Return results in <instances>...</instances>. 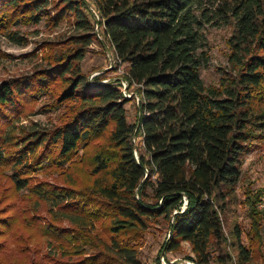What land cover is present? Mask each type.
Listing matches in <instances>:
<instances>
[{
    "label": "trees",
    "instance_id": "1",
    "mask_svg": "<svg viewBox=\"0 0 264 264\" xmlns=\"http://www.w3.org/2000/svg\"><path fill=\"white\" fill-rule=\"evenodd\" d=\"M92 2L102 35L125 64L126 78L140 86L132 124L124 108L128 100L118 86L100 85L98 78L90 85L73 65L94 40L96 23L83 0H59L53 14L49 0H0L3 31L42 20L56 26L72 17L82 32L77 48L40 75L0 84V126H6L0 130V165H11L15 191L31 189L50 215L69 223L42 229L35 218L24 220L26 228L36 231L18 240L20 252L35 259L45 240L50 255L40 263L142 264L135 242L149 222L161 218L169 235L158 255L187 243L192 254L187 259L194 264H264V217L257 209L263 190L249 202L246 230L236 221L229 223L227 215L235 214L229 206L244 158L264 142V109H256V103L264 102V0ZM209 24L231 29L229 71H222L217 87H205L200 78L208 61L201 29ZM15 33L6 35L21 41ZM56 82L60 88L54 93ZM52 93L57 108L73 107L71 115L52 130L18 135L16 148L8 153L14 142L6 131L13 117ZM134 138L140 139L138 147ZM93 142L87 188H30L23 176L31 165L24 162L28 153L43 147L36 164L62 166ZM103 220L108 245L97 230ZM57 251L66 260L55 261Z\"/></svg>",
    "mask_w": 264,
    "mask_h": 264
},
{
    "label": "rangeland",
    "instance_id": "2",
    "mask_svg": "<svg viewBox=\"0 0 264 264\" xmlns=\"http://www.w3.org/2000/svg\"><path fill=\"white\" fill-rule=\"evenodd\" d=\"M58 1L49 0L48 8L51 14L54 12L52 6ZM83 1L96 23V27L92 31L94 40L84 48L81 59L74 61L73 65L85 76L87 82L93 77V82L95 78H98L100 85L109 83L117 85L120 92H124L127 96L128 103L124 108L127 122L132 124L136 119V110L140 98L139 88L134 85H126L124 89L121 85V80H124L125 77V64L116 61L113 47L102 35V29L98 24L99 17L92 0ZM10 32H16L15 37L21 41L16 42L9 39L6 34ZM81 33L74 27L72 17L65 18L56 26L51 22L42 20L36 25L18 24L6 31L0 29V84L11 79L33 78L40 75L49 66L66 58L77 48L75 44H79L81 41L77 40L76 37ZM201 35V49L208 55V61L200 71V78L205 87H217L222 71H229L227 41L231 35V29L229 26L221 24H209L204 25L201 29ZM72 38L75 39L71 40ZM58 85V82L52 85L56 86L54 93L59 90ZM54 93L40 97L34 103L27 104L22 114L13 117L10 123L12 127L6 131L11 132L12 142H14L12 145H8L6 150L8 153L13 152L16 148L15 138L18 135L52 130L60 126L71 115L72 106L56 107ZM256 109L258 111L264 109V102L256 103ZM4 127L6 126L1 125L0 130ZM24 143L18 148H21ZM139 143V138L133 139L135 147H138ZM94 147V142L86 145V147H81V150H78L62 166L59 163L44 165L40 162L36 164L43 149V147H38L26 155L24 162L31 165L30 168L24 169L23 176L28 178L30 188L33 185H39L42 188H44L43 185L63 188L67 186L75 190L87 188L92 181L90 162ZM50 149H54V147ZM135 155L137 156V152ZM11 174L12 169L9 163L0 165V264H47L46 262L40 263L43 255H50L45 246V240H42L40 254L35 259L20 252L21 244L18 243V240L26 238L36 231L32 227L26 228L24 220L33 217L38 222L36 226L42 229L47 224L69 227V223L50 215L47 204L37 199L32 194L31 189L25 188L21 191H15L11 182ZM260 189L264 192V142L254 147L253 151L244 158L242 176L236 186L234 199L229 206L235 214H227L229 223L236 221L243 231L247 229L248 220L245 214L249 210V202L252 201L253 195ZM77 198L76 195L73 197L74 200ZM104 221L97 224L98 231ZM168 235L167 222L161 218L149 222L147 230L135 242L138 258L142 264H156L155 259L157 257L159 264H163L162 260L164 264H194L187 259L192 257L190 246L187 243H182L177 251L165 253L162 250L158 255L160 247L167 240ZM261 235L264 242V220L262 221ZM100 238L104 244L108 245L109 235L108 233L105 234L102 229ZM53 257L55 261L63 262L66 260V258L60 257L59 251ZM74 259L75 257L72 258V260ZM255 264H261V262L258 260Z\"/></svg>",
    "mask_w": 264,
    "mask_h": 264
},
{
    "label": "built area",
    "instance_id": "3",
    "mask_svg": "<svg viewBox=\"0 0 264 264\" xmlns=\"http://www.w3.org/2000/svg\"><path fill=\"white\" fill-rule=\"evenodd\" d=\"M115 58H116V61H117L118 63L121 62L117 57H115ZM124 76H125V73H124ZM92 78H93V77H91V78L89 79V82H88V83L91 84V85H93V80H92ZM121 85L123 86L124 89H125L126 85H127V86H132V85H134V86H138V88L140 87L139 85L135 84L134 82H132V81H130L128 78H126V76L124 77V80H121ZM119 90H120V88H119ZM121 94H122V96H123L125 99L127 98V96L124 94V92H122ZM183 199H184L183 208H185L186 200H185V198H183ZM183 208H182V209H183ZM257 209H258V211L262 214V216L264 217V194L260 197V200H259V202H258V204H257ZM162 263L164 264L163 260H162Z\"/></svg>",
    "mask_w": 264,
    "mask_h": 264
}]
</instances>
